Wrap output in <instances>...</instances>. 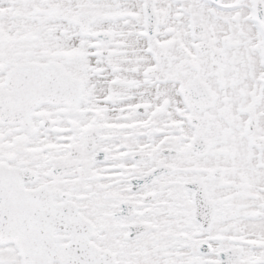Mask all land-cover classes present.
I'll return each instance as SVG.
<instances>
[{
	"label": "snow or ice",
	"instance_id": "1",
	"mask_svg": "<svg viewBox=\"0 0 264 264\" xmlns=\"http://www.w3.org/2000/svg\"><path fill=\"white\" fill-rule=\"evenodd\" d=\"M0 264H264V0H0Z\"/></svg>",
	"mask_w": 264,
	"mask_h": 264
}]
</instances>
